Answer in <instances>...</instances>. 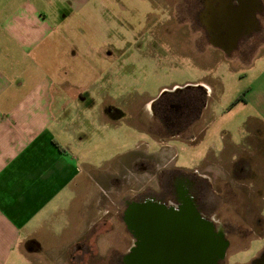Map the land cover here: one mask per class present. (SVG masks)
<instances>
[{
    "label": "rangeland",
    "instance_id": "1",
    "mask_svg": "<svg viewBox=\"0 0 264 264\" xmlns=\"http://www.w3.org/2000/svg\"><path fill=\"white\" fill-rule=\"evenodd\" d=\"M112 1L117 15L106 11V3L90 6L66 24L65 29L71 32L66 38L71 39L59 41V62L65 64L59 76L70 80L75 90L86 96L81 110L98 105L99 98L92 91L96 82L101 85L97 91L104 92L112 103L127 111V119L118 121V128H92L90 158L99 166L102 159L130 142L129 126L141 123L138 116H149L147 109L143 108L142 113L140 108L149 97L157 99L187 81L205 80L207 76L208 83L216 89L207 100L209 109L203 118V133L197 132L202 128L200 124L198 129L186 130V134L199 135L196 140L176 139L170 144L177 153L175 166L197 168L207 174L212 190L219 194H207L206 198L228 227V247L220 264H249L264 248V55L238 61L210 50L197 18L200 0ZM212 14L218 15L214 9L208 16L213 17ZM143 123L141 127L156 132V123ZM223 145L224 149L216 154ZM206 153L205 161L196 166ZM232 158L249 166L248 177H233ZM207 164L210 171L206 173ZM133 179L119 186L123 190L120 193L114 188L111 211L121 205L118 199L122 195L129 196L138 187L153 185V181L135 184ZM105 220L108 230L102 228L98 234H92L97 251L95 260L90 259L92 264H102L98 259L109 246L111 251L124 243L125 236L114 215L107 214ZM99 238L106 239L103 246L99 245ZM75 247L63 249L61 262L48 254L41 258L32 256L33 264H77L78 259L71 258L78 255Z\"/></svg>",
    "mask_w": 264,
    "mask_h": 264
},
{
    "label": "crops",
    "instance_id": "2",
    "mask_svg": "<svg viewBox=\"0 0 264 264\" xmlns=\"http://www.w3.org/2000/svg\"><path fill=\"white\" fill-rule=\"evenodd\" d=\"M104 3L109 14L117 15L112 0H0V264H33L32 256L48 254L61 262L65 247L93 243L91 227L105 219L114 188L119 189L113 178L128 182L140 154L169 160L176 153L168 141L159 146L154 132L141 127L140 120L129 126L128 144L99 166L90 158L92 128H118L127 111L97 91L101 85L96 82L92 91L98 105L81 110L86 96L59 76L65 66L59 62V41L71 33L65 29L71 17ZM206 78L175 85L179 88L169 94L186 89L211 97L216 88ZM198 96L189 131L200 124L204 128L209 109L208 101L201 107ZM154 99L140 106L142 113L148 110L146 118L151 117ZM83 236L88 238L81 240ZM105 240L99 238V245Z\"/></svg>",
    "mask_w": 264,
    "mask_h": 264
},
{
    "label": "flooded vegetation",
    "instance_id": "3",
    "mask_svg": "<svg viewBox=\"0 0 264 264\" xmlns=\"http://www.w3.org/2000/svg\"><path fill=\"white\" fill-rule=\"evenodd\" d=\"M200 3L197 18L210 50L220 51L226 58L233 55L232 60L237 58L238 61L264 55V0H200ZM213 9L218 15L209 17ZM197 96L196 92L186 89L177 90L173 95H163L154 101L151 117H141L148 126L157 124L154 136L159 146L176 139L191 142L203 133L204 128L197 136L186 134L196 120ZM171 98L175 100L171 102ZM199 98L203 108L211 97L203 92ZM176 156L177 153L165 160L140 154L130 167L127 180L134 178L135 184L153 181V185L138 187L129 196L122 195L118 199L120 206L113 211L111 206L106 209L105 215H114L125 237L123 245L111 251L109 246L108 254L105 252L98 259L102 264H193L197 259L199 264H205V223L211 225L214 233L223 235L228 247V227L217 216L216 210L211 209L206 198L207 194L214 197L219 194L212 190L207 174L197 168L186 170L175 166ZM232 160L233 177H248L249 166L242 163L243 160ZM113 180L118 184L117 188L122 187L118 178ZM141 204L153 206L133 212L132 206ZM103 220L93 224L91 234L108 230L109 223ZM256 222L259 225L261 221L258 218ZM75 248L78 255L71 258H77V264H92L90 259L97 257L95 243L82 241ZM249 264H264V248Z\"/></svg>",
    "mask_w": 264,
    "mask_h": 264
},
{
    "label": "water",
    "instance_id": "4",
    "mask_svg": "<svg viewBox=\"0 0 264 264\" xmlns=\"http://www.w3.org/2000/svg\"><path fill=\"white\" fill-rule=\"evenodd\" d=\"M152 204H141L133 205V212L142 207H151ZM132 212V211H131ZM133 215V214H132ZM206 233L204 236L206 262L205 264H217L225 255L227 249V241L224 239L222 234H216L213 232L212 227L209 223H205ZM193 264H199V260L194 261Z\"/></svg>",
    "mask_w": 264,
    "mask_h": 264
},
{
    "label": "trees",
    "instance_id": "5",
    "mask_svg": "<svg viewBox=\"0 0 264 264\" xmlns=\"http://www.w3.org/2000/svg\"><path fill=\"white\" fill-rule=\"evenodd\" d=\"M122 115V114H121Z\"/></svg>",
    "mask_w": 264,
    "mask_h": 264
}]
</instances>
